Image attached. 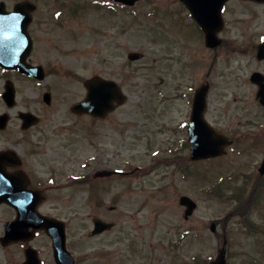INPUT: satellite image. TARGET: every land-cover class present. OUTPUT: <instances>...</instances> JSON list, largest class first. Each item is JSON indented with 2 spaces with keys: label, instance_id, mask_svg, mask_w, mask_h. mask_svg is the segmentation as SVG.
<instances>
[{
  "label": "rangeland",
  "instance_id": "rangeland-1",
  "mask_svg": "<svg viewBox=\"0 0 264 264\" xmlns=\"http://www.w3.org/2000/svg\"><path fill=\"white\" fill-rule=\"evenodd\" d=\"M135 9L134 17L121 15L118 39L111 29L103 38L96 28L83 30L80 39L71 38V56L61 64H45L47 79L40 83L0 69V114L10 115L8 127L0 130V149L17 150L21 156H30L34 144L43 154L56 149L70 163L59 178L65 184L67 176L87 177L93 168L132 171L131 176L94 179L85 185L70 182L50 194L47 210L68 221L67 248L81 263L89 256L85 262L93 264H211L225 251L228 264H264V179L258 175L264 143L258 150L248 139L255 134L254 118L264 120V112L257 109L254 96L237 91L242 84L236 79L252 66L231 75L229 70L223 74L221 63L211 75L209 120L233 143L223 157L193 163L185 147L186 100L175 94L189 81L200 83L206 67L197 64V52L166 49L158 24L161 0H146ZM151 11L155 19L147 17ZM137 52L141 59L131 62L128 55ZM32 57L38 59V53ZM191 59L195 62L186 68L183 61ZM246 62H241L243 68ZM95 76L117 81L128 96L107 121L72 113L74 103L85 99L84 82ZM9 79L18 101L10 109L2 99ZM45 92L52 94L51 106L43 100ZM22 111L40 117L34 135L22 130ZM167 126H173L172 132L164 131ZM174 156L178 163L165 162ZM81 161L91 163L87 176L81 173ZM186 195L197 203L187 220L179 201ZM6 216L1 210L0 235ZM94 218L114 222L115 227L90 236ZM35 245L42 254L52 253L49 239L40 238ZM17 256L24 251L0 243V262Z\"/></svg>",
  "mask_w": 264,
  "mask_h": 264
},
{
  "label": "flooded vegetation",
  "instance_id": "flooded-vegetation-1",
  "mask_svg": "<svg viewBox=\"0 0 264 264\" xmlns=\"http://www.w3.org/2000/svg\"><path fill=\"white\" fill-rule=\"evenodd\" d=\"M146 0H135L131 4L120 3L118 0H0V36L17 35L24 32V29H14L18 24L23 22H2L8 14L13 13L19 5L28 3V14L30 21L28 23L27 33L32 37L33 50L28 58V63L33 66L47 65L51 62L61 64L67 61L72 52L70 49L71 38L75 36L80 39L82 31L88 28H96V32L102 37L108 35L109 29L114 32V38H119V26L121 15H136V9ZM192 10L184 0H161L162 20L158 24L163 32L164 45L168 51H194L197 52L195 58L201 68L206 67L200 83L191 82L182 87V90H176L177 98H185L189 118L184 122L183 127L188 129L187 122L190 120L191 112L194 107V97L196 90L203 85L208 86L206 98L207 109L205 111L206 120H209V112L212 103L214 83L211 75L220 64L224 63L225 67L221 70L223 74L229 70L231 75L236 74L237 69L245 72L249 66L253 70L245 74V77H237L241 80L242 88L239 93L251 94L256 101V107L264 112V0H192ZM23 10V8H22ZM21 10V13H23ZM156 12H149L150 15ZM3 26L13 27L12 29H3ZM91 30V29H90ZM38 53V59H33V54ZM189 58V57H188ZM247 60L245 67H242V61ZM54 60V61H53ZM183 61L188 68L192 62ZM188 78V77H187ZM231 81V78L224 77ZM235 80V79H233ZM229 86V85H228ZM228 86L222 90L228 95ZM246 90V91H245ZM234 95V93L232 94ZM258 111V110H257ZM220 114V113H219ZM216 114L221 120V114ZM258 114V113H257ZM255 114V115H257ZM106 118L90 117L92 121H107ZM264 119V118H263ZM255 134L250 135L248 139L260 146L264 143V120L259 116L254 118ZM39 123L33 126L25 133L34 135L33 129L41 126ZM218 124V123H217ZM214 128L221 129L216 124ZM173 128V126H172ZM172 128H165L164 131L172 132ZM175 129V128H174ZM173 129V131H174ZM26 135V134H25ZM8 148L0 149L7 151ZM17 151V150H16ZM43 149L36 144L30 149V156H21L18 151V157L12 156L3 159L4 172L11 178L9 187L16 189L15 193L20 195L23 202V208H26V223L33 219L35 223L36 211L45 216L53 217L52 213L47 210V203L50 194L57 189L67 188L70 182L81 183L85 185L89 180L99 181L101 177H96V169L89 170L91 163L81 161V169L87 177L66 179V184L60 176H64L69 167L68 159L65 155L57 152L56 149L50 151L52 154H43ZM25 152V151H24ZM89 170V171H88ZM101 170V169H99ZM88 171V173H86ZM85 172V173H84ZM131 172L127 176H131ZM119 176L115 173L110 176ZM109 177V178H110ZM5 210L6 217L2 228L1 238L5 235L6 223L15 221L17 218V209L8 203L0 205V211ZM25 223V224H26ZM30 233L34 232L29 228ZM27 241L16 242L8 247L18 246L24 251V256L6 257L0 264H57L55 253L52 250V240L45 230H37L34 238ZM49 239L52 253L38 255H27L28 247L37 249L35 245L38 239ZM85 261L90 260L86 256ZM76 264H93L89 262H79L74 256ZM110 262L108 264H115Z\"/></svg>",
  "mask_w": 264,
  "mask_h": 264
},
{
  "label": "water",
  "instance_id": "water-1",
  "mask_svg": "<svg viewBox=\"0 0 264 264\" xmlns=\"http://www.w3.org/2000/svg\"><path fill=\"white\" fill-rule=\"evenodd\" d=\"M27 36V35H26ZM29 36H27L28 38ZM26 48L23 49H9L2 48L0 49V65L4 69H15L21 71L22 73L37 78L39 80L44 79V70L42 67H32L26 63L27 56L31 51L30 42ZM140 58L139 54H131L129 59L132 61H137ZM85 86L88 88V94L86 100L81 103L74 105V112L76 113H89L93 116L105 117L108 112L113 111L117 106L122 105L126 101V96L122 94L121 89L114 82L103 80L100 77H95L94 79L88 80L85 83ZM7 92L4 94V100L9 106L15 104V95L16 90L11 81H9L5 87ZM205 89L198 90V95L195 99V110L193 112L192 121L189 124V145L191 147V156L193 160H203L206 158H217L226 153V148L229 146L230 141L228 138L220 133L215 131L212 127L209 126L204 120V109H205ZM47 98V97H46ZM21 117L24 119V126L28 127L34 123L38 122V119L30 114H21ZM7 116H0V128H4L7 125ZM5 157L3 153L0 154V159ZM1 167V166H0ZM261 172L264 173V162L262 163ZM1 175V172H0ZM3 181V180H1ZM0 181V185L1 182ZM6 182V181H5ZM11 197H9L3 190L0 188V203L3 200L10 202ZM181 204L187 207L186 218L189 215L193 214V210L196 208V204L189 197H182L180 199ZM15 203V202H14ZM13 203V204H14ZM16 205V204H14ZM24 211H19V215H22ZM20 222H23V219H20ZM19 223L16 221L15 224ZM96 229L93 232L100 233L106 228H111L112 226L104 224L102 221H96ZM13 224V225H15ZM40 227L47 230V233L54 241V250L59 260V264H74V260L70 257L68 249H66V236L65 228L62 222L56 221L53 219H42L38 224ZM214 228V227H213ZM7 235L5 237L4 245L11 240H16L17 235L10 234V228H6ZM36 253L35 251L28 250L27 255ZM211 264H227L226 263V253L225 251L221 252L220 257L213 261Z\"/></svg>",
  "mask_w": 264,
  "mask_h": 264
}]
</instances>
